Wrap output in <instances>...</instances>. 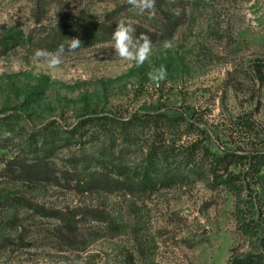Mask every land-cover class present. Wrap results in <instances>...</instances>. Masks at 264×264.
Instances as JSON below:
<instances>
[{
  "label": "rangeland",
  "instance_id": "obj_1",
  "mask_svg": "<svg viewBox=\"0 0 264 264\" xmlns=\"http://www.w3.org/2000/svg\"><path fill=\"white\" fill-rule=\"evenodd\" d=\"M173 2L187 14L142 65L110 42L49 69L32 59L48 30L114 13L155 32V2L140 14L129 0H0V201L97 211L125 227L73 251L53 220L23 212L28 237L0 264H123L120 251L133 264H264V170L250 159L264 155V0ZM27 153L52 157L48 181L13 178ZM95 172L110 186L87 190Z\"/></svg>",
  "mask_w": 264,
  "mask_h": 264
},
{
  "label": "trees",
  "instance_id": "obj_2",
  "mask_svg": "<svg viewBox=\"0 0 264 264\" xmlns=\"http://www.w3.org/2000/svg\"><path fill=\"white\" fill-rule=\"evenodd\" d=\"M155 6L158 10L159 19L155 21L154 27L157 29L155 32L150 31L149 28L143 25H134L135 36L138 38L141 34L147 35L152 45L161 42L166 34L173 31L180 21L186 16L187 11L180 12L177 9V4L174 5L173 0L170 1L169 7L166 0H154ZM178 10L179 14H174ZM187 10V9H186ZM87 20V19H86ZM120 23L116 19L115 14L112 13L105 18L104 21H75L70 25H58L57 27L48 30L47 34L36 42L34 45L36 49H44L49 52H54L58 46L63 44L66 52L72 39L80 42V47L74 51L91 47L95 44L110 43L111 34L114 32L116 25ZM0 41V46H2ZM73 51V52H74ZM172 120H167L170 122ZM7 119H0V126L5 124ZM5 126V125H3ZM28 156L25 161L10 171L13 178L16 180L37 185L42 181H48L51 178L52 170L51 165L48 163L52 157H45L42 159H35L32 153H27ZM216 165L221 166L225 163L224 157H215ZM255 168V174L258 176L260 170H264V155H258L250 158ZM250 164V163H249ZM255 164V166H254ZM115 167H112V170ZM257 169V170H256ZM214 173L216 170H213ZM213 174V177L216 175ZM216 174V173H215ZM260 178L264 181V174ZM84 183L87 190L102 189L109 187L110 181L103 182V177L98 173H90L84 176ZM221 182H227L223 180ZM229 185V184H227ZM29 212L42 219L53 220L55 222V237L57 242L73 251H84L89 245L102 237L114 238L125 232L124 225H121L105 214L98 213L97 211H82L62 213L60 211H53L45 209L30 200L15 198L0 201V252H9L13 250L17 242L21 243L28 237L29 229L24 225V219L20 217V213ZM95 224L90 231H83L84 225ZM100 226V227H99ZM27 246V245H23ZM123 264H133L132 256L126 251H120ZM231 264H252L245 259L234 260Z\"/></svg>",
  "mask_w": 264,
  "mask_h": 264
},
{
  "label": "clouds",
  "instance_id": "obj_3",
  "mask_svg": "<svg viewBox=\"0 0 264 264\" xmlns=\"http://www.w3.org/2000/svg\"><path fill=\"white\" fill-rule=\"evenodd\" d=\"M129 3L139 9V13L143 14L146 9H151L154 6V0H129ZM176 15L179 11L176 10ZM71 43L68 46L67 51L73 52L80 47V42L76 39L70 40ZM111 44L114 54L126 61L132 62L136 66L142 65L148 58L152 43L147 35L141 34L138 38L135 36V28L130 22L121 21L116 25L114 32L111 34ZM170 45L164 44L167 48ZM66 52L65 46L61 44L54 52H49L44 49H37L33 54V61H43L47 68L55 69L62 63V57ZM151 78L154 82H159L166 78V71L161 66L151 74Z\"/></svg>",
  "mask_w": 264,
  "mask_h": 264
}]
</instances>
